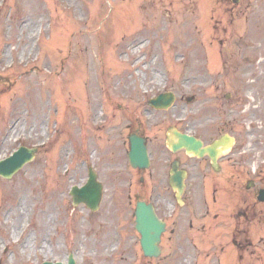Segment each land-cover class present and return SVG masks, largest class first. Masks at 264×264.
I'll return each instance as SVG.
<instances>
[{"label":"rangeland","instance_id":"1","mask_svg":"<svg viewBox=\"0 0 264 264\" xmlns=\"http://www.w3.org/2000/svg\"><path fill=\"white\" fill-rule=\"evenodd\" d=\"M120 1L0 0V83H4V87L0 86V158L9 154L18 143L37 146L40 145L38 143L47 141L39 148L34 159L11 179L0 177V260L3 264H38L44 259L63 261L70 252L74 253L76 261L81 264H151V261L142 258L138 236L133 229L131 210L134 198L117 189L114 177L120 169L115 164L113 151H108L110 148H118V159L124 166L125 158L117 141V131L121 125L120 113L126 106L135 108L134 105L140 102L134 103L127 97L130 92L126 74L140 76L137 83L146 93V98L162 90L164 76L171 75L168 76L169 82L178 90L175 91L180 96V102L178 100L175 107L166 114H173L172 119L188 118L191 111L201 112L192 110L194 108L191 104L185 105V98L194 93L197 97L196 106L199 107L200 101L212 104L214 99L209 93L216 94L214 86L217 78L213 74L218 71H233L231 64L225 63L224 67L217 64L218 59L210 46H206L207 63L195 62L200 46L196 48L185 41L190 35V22L196 21L203 40L213 41L212 44L216 45L221 39L222 27L226 28L223 36L226 40L224 52L230 56L234 50L233 43L238 44L247 39L253 43L257 39L264 41V16L260 22L263 27L261 36L254 33L253 28L246 30L244 18L237 13L221 18L211 12L212 2L208 0L204 8L207 10L206 18L209 20L210 16V21H213L211 17L217 21V29L212 28L213 22L206 25L207 20L201 14L194 16L187 12L185 17L184 11H179L172 18L175 22L171 20L168 24H162L160 10L157 12V20L159 22L160 19V24L164 27L161 29L159 24V30L150 43L141 45L139 36L143 33H140L138 39L137 36L131 37V34L142 23H153L150 21L152 16L144 14L142 20L140 15H135V9ZM134 1L130 0L131 4ZM177 4L175 1L172 9H180L181 6ZM261 14L264 15V12ZM183 20L187 24L181 27L178 37L176 35ZM40 30L43 40H40L42 43L37 48L34 41ZM194 48L198 50L191 54L190 60L189 54H185L191 64H178L180 53L191 52ZM255 48H252L254 52ZM244 52L232 59L240 60ZM12 61L14 67L7 69L8 63ZM194 71L201 72V79L198 80L199 76L193 74L192 80L188 81L189 72ZM99 73L104 78H100ZM142 73L146 74L144 80ZM100 81L101 88L98 87ZM135 94L141 100L139 90ZM87 101L90 102L89 105ZM100 104L105 107V116L100 114ZM118 104L120 107H117ZM84 109H87L86 119L83 117ZM207 110L202 113L209 116L219 113L216 112V106H208ZM78 111L80 121L75 117ZM250 111L241 113V124L235 128V133L245 136L243 149L255 135L249 130L252 127L247 125ZM162 116L160 112L151 113L150 120L160 119ZM12 122L17 123V128L11 133ZM99 123L100 126L96 127ZM255 125L258 123L255 122ZM146 128L155 132L158 128L161 129V125L147 124ZM112 131L114 134L110 137ZM19 135L22 140L17 143L15 137ZM91 142L94 144L91 145ZM94 147H97L96 151ZM237 148L238 146L234 150ZM231 155L230 151L225 158L228 159ZM109 159L113 161L110 162ZM91 163L95 164L99 179L106 189L101 208L94 213L83 205L72 206L69 196L71 185L85 181V166ZM119 173L123 177L128 176L123 169ZM216 175L225 177L226 173ZM156 182L154 176V180L145 184L146 188L142 191L134 185L137 198L149 197L150 185ZM188 183L191 189L188 196L196 199V204L200 205L203 196L198 179L189 178ZM227 188V184L222 183L218 195H229L226 193ZM253 191L244 189L240 193L247 196L252 195ZM56 202L68 209L69 217L75 222L77 229H81V226L85 230L90 226L94 229L104 222L105 225L95 231L98 235H91L90 231L89 235L78 232L74 240L69 235L63 237L66 234V218L55 220L54 223H51L52 218L47 221L48 215L52 216L54 212ZM219 206L226 210L224 202ZM27 216L31 217L30 222L26 219ZM14 229L16 233L13 232ZM25 244L28 246L23 251ZM3 247L7 249L3 251ZM189 251L186 263L193 256L191 248ZM198 258L202 260L201 256ZM157 260L152 261H155L154 264H176L174 257L165 259L162 256Z\"/></svg>","mask_w":264,"mask_h":264},{"label":"water","instance_id":"2","mask_svg":"<svg viewBox=\"0 0 264 264\" xmlns=\"http://www.w3.org/2000/svg\"><path fill=\"white\" fill-rule=\"evenodd\" d=\"M165 102L169 101L168 99L164 100ZM29 155L26 154L24 149L18 151L13 157L6 159L5 161L0 162V171L4 174L11 172L14 168L19 166L24 159ZM100 187L95 183L93 175H90L89 181L86 186L77 189L73 188L72 193L76 196L78 201H83L87 205L94 207L97 203ZM140 214L145 218L141 217L140 214L137 216V228L143 233L142 245L145 249V252L148 253L150 247H152L155 236L151 234V231L157 230V220L152 217V214H147L146 212L139 211ZM147 249V250H146ZM151 254V253H150ZM154 254V253H153ZM71 263V262H70ZM51 264V263H43Z\"/></svg>","mask_w":264,"mask_h":264},{"label":"flooded vegetation","instance_id":"3","mask_svg":"<svg viewBox=\"0 0 264 264\" xmlns=\"http://www.w3.org/2000/svg\"><path fill=\"white\" fill-rule=\"evenodd\" d=\"M161 188H166V187H161ZM161 188H157V189H161ZM164 199L163 198H161L160 197V194H158V198H157V201H156V210H160V211H162V212H164V210H163V203H162V201H163ZM165 209V208H164ZM169 215L171 214V213H168ZM179 217H181V216H179ZM168 219H169V216H168ZM175 223H176V221H174ZM177 224V223H176ZM188 226L190 227V228H192L193 227V223H192V221H189V223H188ZM209 227V224L208 223H204V224H202L201 225V228L203 229V230H206L207 228ZM176 232V227H169V233H170V235H168V240H170V236L172 235V234H174ZM206 255H209L208 253L206 254Z\"/></svg>","mask_w":264,"mask_h":264},{"label":"bare ground","instance_id":"4","mask_svg":"<svg viewBox=\"0 0 264 264\" xmlns=\"http://www.w3.org/2000/svg\"><path fill=\"white\" fill-rule=\"evenodd\" d=\"M48 218H49V219H48L47 221H50V220H51V214L48 215ZM69 231H71V229H70ZM15 233H16V231H15ZM27 246H28V244H25V245H24V247H23V251L26 250Z\"/></svg>","mask_w":264,"mask_h":264},{"label":"clouds","instance_id":"5","mask_svg":"<svg viewBox=\"0 0 264 264\" xmlns=\"http://www.w3.org/2000/svg\"><path fill=\"white\" fill-rule=\"evenodd\" d=\"M255 168V165H253V169Z\"/></svg>","mask_w":264,"mask_h":264}]
</instances>
